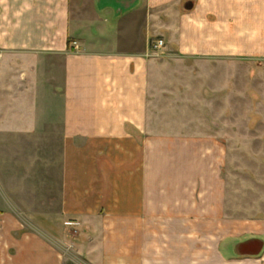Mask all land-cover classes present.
Returning a JSON list of instances; mask_svg holds the SVG:
<instances>
[{
	"label": "crops",
	"instance_id": "1",
	"mask_svg": "<svg viewBox=\"0 0 264 264\" xmlns=\"http://www.w3.org/2000/svg\"><path fill=\"white\" fill-rule=\"evenodd\" d=\"M253 36L264 37V0H0V141L52 134L56 221L82 231L84 259L264 264V216L225 220L212 146L183 136L204 100L203 73L187 70H212L214 103L235 62L161 59L150 46L218 57L251 53ZM0 180V264H65Z\"/></svg>",
	"mask_w": 264,
	"mask_h": 264
},
{
	"label": "rangeland",
	"instance_id": "2",
	"mask_svg": "<svg viewBox=\"0 0 264 264\" xmlns=\"http://www.w3.org/2000/svg\"><path fill=\"white\" fill-rule=\"evenodd\" d=\"M161 40L153 38L150 46ZM164 48L160 51L161 59L192 63L235 62L233 68L221 70L232 74L231 93L228 96L225 91V96L221 95V99L214 103L210 80L212 70L187 68V71L203 73L204 100L201 114L184 119L187 131L183 136L190 140H202L212 146L204 151L205 155L215 157L218 164L224 219L263 217L264 52L261 49H264V37L253 36V51L246 54H221L218 57L181 55L176 52L168 54ZM227 96L230 101L224 99ZM197 112L200 113L199 110ZM42 135L45 137L41 138ZM42 135L40 138H29L26 144L13 139L0 141V179L4 176L7 185L13 188V203L22 210L17 215L27 225L29 232L42 234L45 239L53 241L66 259L65 264H91V261L84 259L85 249L79 248L83 238L79 237L82 231L76 223L56 221L62 215L61 166L57 165L61 156L58 147L51 142L52 134ZM1 184L0 180V188ZM1 196L0 205H4L3 199L9 198ZM72 254H78V260Z\"/></svg>",
	"mask_w": 264,
	"mask_h": 264
},
{
	"label": "built area",
	"instance_id": "3",
	"mask_svg": "<svg viewBox=\"0 0 264 264\" xmlns=\"http://www.w3.org/2000/svg\"><path fill=\"white\" fill-rule=\"evenodd\" d=\"M165 47L164 45V42L161 40V41H158L157 43H155L153 45V51L155 52V55L157 57H160V51Z\"/></svg>",
	"mask_w": 264,
	"mask_h": 264
}]
</instances>
